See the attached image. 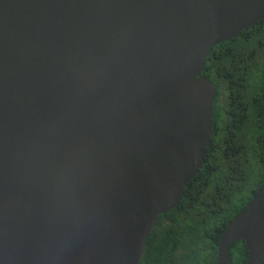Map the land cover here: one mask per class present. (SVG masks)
I'll use <instances>...</instances> for the list:
<instances>
[{"label": "water", "instance_id": "1", "mask_svg": "<svg viewBox=\"0 0 264 264\" xmlns=\"http://www.w3.org/2000/svg\"><path fill=\"white\" fill-rule=\"evenodd\" d=\"M263 20L264 0H0V264H142L212 144L207 58ZM242 240L264 264V182L217 264Z\"/></svg>", "mask_w": 264, "mask_h": 264}, {"label": "trees", "instance_id": "2", "mask_svg": "<svg viewBox=\"0 0 264 264\" xmlns=\"http://www.w3.org/2000/svg\"><path fill=\"white\" fill-rule=\"evenodd\" d=\"M203 75L217 90L212 144L181 202L159 216L147 238L142 264H217L227 226L264 182V20L212 48ZM235 264H246L244 240L232 246Z\"/></svg>", "mask_w": 264, "mask_h": 264}, {"label": "clouds", "instance_id": "3", "mask_svg": "<svg viewBox=\"0 0 264 264\" xmlns=\"http://www.w3.org/2000/svg\"><path fill=\"white\" fill-rule=\"evenodd\" d=\"M214 110V109H213Z\"/></svg>", "mask_w": 264, "mask_h": 264}]
</instances>
